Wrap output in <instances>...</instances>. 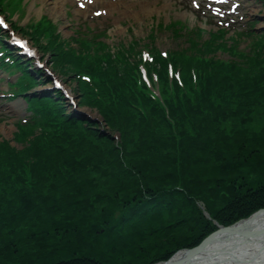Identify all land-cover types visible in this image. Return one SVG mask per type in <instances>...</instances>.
Instances as JSON below:
<instances>
[{
    "label": "trees",
    "instance_id": "obj_1",
    "mask_svg": "<svg viewBox=\"0 0 264 264\" xmlns=\"http://www.w3.org/2000/svg\"><path fill=\"white\" fill-rule=\"evenodd\" d=\"M46 49L61 77L86 71L79 70L73 51ZM179 65L186 86L170 121L163 107L158 116L137 115L131 124L123 118L127 125L102 110L111 130L121 135L119 147L91 123L85 131L93 142L86 151L77 143L61 147L63 137L47 148L35 147L40 137L27 135L20 137L28 142L23 149L6 141L0 145L4 180L11 178L9 167L18 157L38 169L35 191L0 184V264H152L214 229L199 203L222 224L264 205V128L245 132L243 117L248 108L262 107L257 101L264 100V80L214 61ZM192 71L198 74L199 91L193 89ZM226 89L239 97L231 112L209 100ZM73 157L99 164L94 175L78 174L76 181H83L78 187L57 168ZM115 207L119 220L103 234L99 224L110 220Z\"/></svg>",
    "mask_w": 264,
    "mask_h": 264
},
{
    "label": "rangeland",
    "instance_id": "obj_2",
    "mask_svg": "<svg viewBox=\"0 0 264 264\" xmlns=\"http://www.w3.org/2000/svg\"><path fill=\"white\" fill-rule=\"evenodd\" d=\"M29 2V11L24 10L21 12H16L14 14L15 18L13 19L15 20L16 24L20 25L21 23V26L28 27L29 25H32L36 20H38L37 18L39 17L32 14V12L30 11V7H32L34 3L40 5V2L38 0H30ZM256 3L258 4V2ZM254 6L255 10H252V14L254 13L256 16H262L261 18H264V12L263 15H257L258 7L256 5ZM148 7L143 5H136L134 8L130 9V11L126 14L128 16L125 17L124 15L118 13L120 19L115 20V26H113L107 19L104 18L102 24L109 23L112 26L109 37L107 38V42L113 48L124 46L127 51L130 45H133L136 51H139L144 45L149 44L153 50L159 49L161 51L163 50L167 52L172 51L171 53L176 52L181 55H207L205 53H208V55H211L216 59L217 63L219 62V59L239 62L241 61V57L235 55L232 52L231 45H235V47L239 50V53L242 50L247 53H251L256 47L255 38L248 34L239 35L240 44H235L236 41L233 42L234 39H236L232 38L235 28H241L246 25L245 22L243 20H240L239 18L236 22H231V24H226L224 22L223 25L228 26V28H230L231 30L230 36L220 38V35L218 34L219 37L218 39H216L217 35H215L214 31L211 29L212 27H216L215 24H213L212 21L208 22L206 19H204L203 15L200 14V12H198L199 17L191 16L187 5H181L178 1L169 2L167 6H163L161 9H154L149 16H146L143 14L144 12H142V10L148 9ZM48 15L51 16V18L54 19L56 23H58L57 28L59 27V31L63 33L64 38L70 40L73 45L78 46V43L73 37L75 30L77 31L79 28L75 24V22L72 20H64V18H62L59 14L58 16L55 13L52 15ZM138 17H140L141 19ZM85 20H89V18H86ZM204 21L207 22V24L204 23ZM93 22L87 21L85 23ZM96 22L100 23L101 21L96 20ZM116 24H119L120 26H116ZM184 24H186L189 31H186L187 29H185V31L184 29H182V25ZM259 24L260 20L257 24V27L259 26ZM203 25L204 27L206 26L204 30H198L200 26L202 27ZM31 42H33L32 39ZM38 43L39 42H35V44ZM206 44L211 45H209L208 48L205 46ZM36 55L43 62V68L41 69H45L46 67L47 69H49L48 71L46 70L47 72L52 73V75L55 74V66H53L54 63L52 62L53 57L50 54L46 55V53L39 50V48H36ZM66 75L68 76L65 77L66 79L64 80V86L66 89L69 88L74 92L80 85L75 81V76H72L73 74L70 75L67 72ZM76 100L79 101L78 99ZM257 103L262 106L260 109H253L252 107L248 108L243 113L244 120H248V122H246V125L248 126H245L244 128L246 129L245 132H257L260 129L263 130L264 128V100L263 102L258 100ZM237 106H239V104H237ZM235 109H238L239 111L240 108L236 107ZM76 110L82 113L81 116L92 119L90 120L92 126L100 123L102 126L105 125V129H111L110 126L106 123L103 115L95 108L91 106H83L77 108ZM18 119L19 112L11 114L8 119L0 118V141H3V139L5 138H10L12 144L19 148H22L23 145L16 141V134L18 132L16 122L18 121ZM73 135H75L74 138L76 139V143L82 147L83 151H86L88 148H90L93 139L91 137H88L83 127L82 130L78 129L77 132L74 131ZM259 264H264V261Z\"/></svg>",
    "mask_w": 264,
    "mask_h": 264
},
{
    "label": "bare ground",
    "instance_id": "obj_3",
    "mask_svg": "<svg viewBox=\"0 0 264 264\" xmlns=\"http://www.w3.org/2000/svg\"><path fill=\"white\" fill-rule=\"evenodd\" d=\"M150 13L151 11L147 10L143 14L149 16ZM242 224L251 231L264 229V211L259 213L252 221ZM213 239H211L213 240L212 243L208 242L197 253L183 255L182 260L187 262H177L176 264H258L259 261H253L257 246L252 243H264V234L255 238L261 242L252 243L243 242L236 234L230 232L217 235ZM257 259L264 260V256L257 257ZM173 263L174 261L169 262V264Z\"/></svg>",
    "mask_w": 264,
    "mask_h": 264
},
{
    "label": "water",
    "instance_id": "obj_4",
    "mask_svg": "<svg viewBox=\"0 0 264 264\" xmlns=\"http://www.w3.org/2000/svg\"><path fill=\"white\" fill-rule=\"evenodd\" d=\"M235 229V227H228V228H226V227H222L219 231H217L216 233H220V232H224V231H227V230H234ZM214 238V235L213 236H211L207 241H205V242H203V245H206V243L208 242V241H210L211 239H213ZM202 245V246H203ZM201 246V247H202ZM199 248V247H198ZM198 248H196V249H194V250H192V251H195V250H198Z\"/></svg>",
    "mask_w": 264,
    "mask_h": 264
},
{
    "label": "snow or ice",
    "instance_id": "obj_5",
    "mask_svg": "<svg viewBox=\"0 0 264 264\" xmlns=\"http://www.w3.org/2000/svg\"><path fill=\"white\" fill-rule=\"evenodd\" d=\"M197 7H199V4L196 5ZM81 7H86V5H81ZM235 9H233L234 11ZM96 15H102L101 12H97ZM0 25H4L5 27H7V25L4 23V20L3 19H0Z\"/></svg>",
    "mask_w": 264,
    "mask_h": 264
}]
</instances>
